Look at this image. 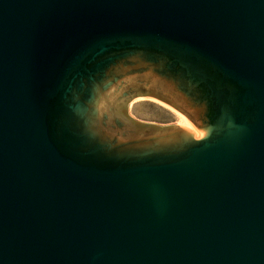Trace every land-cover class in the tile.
Here are the masks:
<instances>
[{
	"label": "water",
	"instance_id": "water-1",
	"mask_svg": "<svg viewBox=\"0 0 264 264\" xmlns=\"http://www.w3.org/2000/svg\"><path fill=\"white\" fill-rule=\"evenodd\" d=\"M0 264H264V0H0Z\"/></svg>",
	"mask_w": 264,
	"mask_h": 264
},
{
	"label": "rangeland",
	"instance_id": "rangeland-1",
	"mask_svg": "<svg viewBox=\"0 0 264 264\" xmlns=\"http://www.w3.org/2000/svg\"><path fill=\"white\" fill-rule=\"evenodd\" d=\"M128 113L134 119L160 126L178 123L177 113L152 99L132 101L128 106Z\"/></svg>",
	"mask_w": 264,
	"mask_h": 264
},
{
	"label": "bare ground",
	"instance_id": "bare-ground-1",
	"mask_svg": "<svg viewBox=\"0 0 264 264\" xmlns=\"http://www.w3.org/2000/svg\"><path fill=\"white\" fill-rule=\"evenodd\" d=\"M176 116H177V119H178V123H177V124H180V125H182V126L188 128V129L194 131V130L192 129L191 125H190L185 119H183L181 116H178V115H176ZM194 132H195V131H194Z\"/></svg>",
	"mask_w": 264,
	"mask_h": 264
},
{
	"label": "clouds",
	"instance_id": "clouds-1",
	"mask_svg": "<svg viewBox=\"0 0 264 264\" xmlns=\"http://www.w3.org/2000/svg\"><path fill=\"white\" fill-rule=\"evenodd\" d=\"M229 126H230V127H236L237 131H240V130H242V128H243L242 125H239V126H234V125H232L231 121H229Z\"/></svg>",
	"mask_w": 264,
	"mask_h": 264
}]
</instances>
